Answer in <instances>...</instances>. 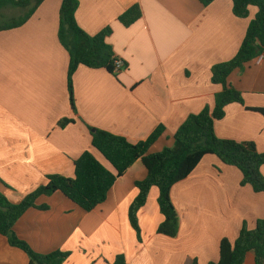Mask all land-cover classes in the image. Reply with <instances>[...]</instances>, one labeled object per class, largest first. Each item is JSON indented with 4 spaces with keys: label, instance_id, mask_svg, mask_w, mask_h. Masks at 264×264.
Listing matches in <instances>:
<instances>
[{
    "label": "crops",
    "instance_id": "obj_1",
    "mask_svg": "<svg viewBox=\"0 0 264 264\" xmlns=\"http://www.w3.org/2000/svg\"><path fill=\"white\" fill-rule=\"evenodd\" d=\"M76 19L88 35L110 27L107 42L125 63L116 75L81 66L73 81L75 109L68 92L70 55L59 41L63 0H46L23 27L0 33V190L13 204L61 175L75 178V162L86 153L113 174L112 165L92 144L90 128L147 141L158 154L175 143L191 115L215 108L223 89L212 82L214 66L232 60L258 13L237 18L232 0L204 6L198 0H78ZM138 5L142 18L125 27L120 16ZM229 83L243 94L216 121L220 139L253 142L264 153V56L234 72ZM71 121L61 127L62 121ZM264 176V166L261 169ZM148 171L137 161L118 178L108 199L91 213L58 192L38 200L15 225L17 237L41 255L70 253L64 264H210L220 260L224 239L235 243L244 225L254 230L264 220V193L242 186L236 167L206 156L171 192L180 220L179 234L158 233L164 222L153 188L139 213L142 241L131 226L129 210L138 182ZM28 255L0 234V264H29ZM244 264H256L249 253Z\"/></svg>",
    "mask_w": 264,
    "mask_h": 264
},
{
    "label": "trees",
    "instance_id": "obj_2",
    "mask_svg": "<svg viewBox=\"0 0 264 264\" xmlns=\"http://www.w3.org/2000/svg\"><path fill=\"white\" fill-rule=\"evenodd\" d=\"M46 0H0V33L23 27L35 15ZM209 6L216 0H198ZM233 13L237 18L249 17L250 7L258 13L251 21L245 39L237 55L230 61L218 64L212 69V82L220 85L222 91L216 95L215 108L206 107L200 114L191 115L175 134V143L158 154H149L150 148L164 133L159 127L147 141L130 143L126 138L109 132L90 128L93 147L112 165L117 174L105 168L90 152L84 153L75 162V178L53 175L48 183L28 195L21 203L13 204L0 190V234L6 237L12 247L24 251L29 264H64L70 253L57 251L41 255L21 241L14 232L17 222L31 209L39 207L42 197H51L60 192L83 211L91 213L108 199L118 178L139 160L148 171L147 178L136 184L139 194L129 210V220L138 240L141 238L139 213L146 206L153 188L159 190L158 204L164 222L158 233L175 238L179 234L180 220L172 201L173 187L187 179L202 160L209 155L216 156L227 165L236 167L243 175L242 186L250 185L255 193H264V153L257 150L253 142L240 143L220 139L215 134V123L225 117V109L231 104L244 105L243 94L229 83L230 76L253 60L264 56V0H232ZM78 0H63L60 10L59 41L70 55L68 72V92L75 109L73 77L79 67L105 69L116 75L117 57L113 47L107 42L112 35L110 27L96 36L88 35L77 23ZM142 18L138 5L133 6L119 18L125 27L136 24ZM264 116V109H248ZM71 121L61 122V127ZM1 182V180H0ZM249 253L255 254L256 264H264V220H259L254 230L246 225L242 228L235 243L224 239L220 245V260L210 264H244ZM113 264H127L124 255L116 258ZM196 264V262L194 263Z\"/></svg>",
    "mask_w": 264,
    "mask_h": 264
},
{
    "label": "built area",
    "instance_id": "obj_3",
    "mask_svg": "<svg viewBox=\"0 0 264 264\" xmlns=\"http://www.w3.org/2000/svg\"><path fill=\"white\" fill-rule=\"evenodd\" d=\"M115 66H116V71L120 72L121 70L124 69L125 63L123 60L117 58V60L115 61Z\"/></svg>",
    "mask_w": 264,
    "mask_h": 264
}]
</instances>
